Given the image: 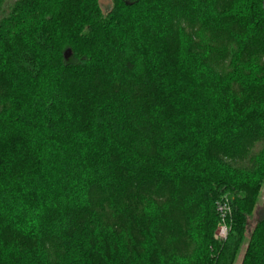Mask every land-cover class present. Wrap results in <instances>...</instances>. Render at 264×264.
Segmentation results:
<instances>
[{"label":"trees","instance_id":"obj_1","mask_svg":"<svg viewBox=\"0 0 264 264\" xmlns=\"http://www.w3.org/2000/svg\"><path fill=\"white\" fill-rule=\"evenodd\" d=\"M112 2L0 0V264H264L263 0Z\"/></svg>","mask_w":264,"mask_h":264},{"label":"built area","instance_id":"obj_2","mask_svg":"<svg viewBox=\"0 0 264 264\" xmlns=\"http://www.w3.org/2000/svg\"><path fill=\"white\" fill-rule=\"evenodd\" d=\"M217 211L220 215V223L216 233V237L222 240L227 239L230 226L227 223V218L231 214V206L229 201H221L217 203Z\"/></svg>","mask_w":264,"mask_h":264},{"label":"rangeland","instance_id":"obj_3","mask_svg":"<svg viewBox=\"0 0 264 264\" xmlns=\"http://www.w3.org/2000/svg\"><path fill=\"white\" fill-rule=\"evenodd\" d=\"M100 4L104 12L109 11L111 7L113 6L112 0H100ZM263 194H264V189H263ZM256 219H257V216L253 218L252 223H254ZM240 260H241V256L238 258L236 264H239Z\"/></svg>","mask_w":264,"mask_h":264},{"label":"water","instance_id":"obj_4","mask_svg":"<svg viewBox=\"0 0 264 264\" xmlns=\"http://www.w3.org/2000/svg\"><path fill=\"white\" fill-rule=\"evenodd\" d=\"M262 5H263V9H264V0H263V2H262ZM70 55H71V51L68 50V51L65 53V57L68 59V58L70 57Z\"/></svg>","mask_w":264,"mask_h":264}]
</instances>
